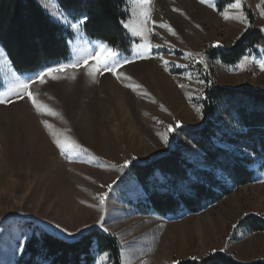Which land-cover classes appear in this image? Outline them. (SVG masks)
Instances as JSON below:
<instances>
[{
    "label": "rangeland",
    "instance_id": "374dc122",
    "mask_svg": "<svg viewBox=\"0 0 264 264\" xmlns=\"http://www.w3.org/2000/svg\"><path fill=\"white\" fill-rule=\"evenodd\" d=\"M37 1L73 35L69 59L47 68L70 63L84 50L95 51L103 44L89 39L82 27L72 29L69 24L74 20L69 17L67 22H61L66 14L57 0ZM212 2L215 10L199 0H152L151 19L156 23L148 24L145 35L151 44L160 47L150 49V58L132 59L136 45L143 41L127 29L137 42L130 56L117 51L118 58L132 60L117 69L122 79L129 78L123 83L110 72H97L93 82L83 65L53 73L61 76L59 80L48 76L43 84L36 81L30 91L38 103L46 104L57 116L38 113L27 96H13L12 102L0 104V264H18L37 228L67 240L73 239L67 236L68 232L80 238L93 229L111 235L119 243L121 264H179L215 253L240 263L264 262V231L254 233L239 226L249 216L264 221V169L259 170L260 158L253 157L250 165L255 181L233 188L230 194L195 214L160 216L142 210L138 203L145 192L130 172L133 163L148 162L175 148H180L195 164L210 168L182 132L204 124L207 83L234 90H264V71L259 68L264 49L257 55H246L248 63L244 69L238 65L245 57L234 66L207 59L208 50L229 49L251 29L264 33V16L258 7L264 6L262 0H243L241 10L247 25L225 21L218 14L225 10L238 14L229 8L234 0ZM174 8L179 11H173ZM128 13L127 21L131 19L130 3ZM160 23H167L176 35L159 27ZM188 53L194 55L189 57ZM4 55L7 63L0 62V93L7 90L12 72L27 80L47 69L21 74L5 52ZM201 59L204 63H200ZM164 61L168 62L167 71ZM125 84L140 87L134 91ZM196 108L200 109L199 114ZM217 119L228 128L227 123H222L223 117ZM44 121L52 128L46 129ZM169 126L172 131L167 132L165 144L158 133L165 134ZM53 134L61 140H75L91 156L79 152L62 156ZM125 161H129L128 167L123 173L117 171ZM105 192L108 195L101 211L95 197ZM183 230L192 244L188 253L180 254L175 248ZM94 264L112 262L108 253H95Z\"/></svg>",
    "mask_w": 264,
    "mask_h": 264
},
{
    "label": "trees",
    "instance_id": "16d2710c",
    "mask_svg": "<svg viewBox=\"0 0 264 264\" xmlns=\"http://www.w3.org/2000/svg\"><path fill=\"white\" fill-rule=\"evenodd\" d=\"M72 20L86 14L82 25L85 35L130 56L137 40L123 23L129 18V0H57ZM72 33L55 22L37 0H0V45L13 68L21 74L36 73L70 57ZM264 49V33L251 29L229 49L213 48L207 59L227 66L238 64L246 55ZM1 85V77H0ZM204 124L185 129L210 168L188 158L180 148L145 163H133L131 174L145 195L138 205L146 212L176 216L199 213L231 193L233 188L255 181L250 167L253 157L262 160L264 169V90L250 87L227 89L208 82L205 88ZM227 123V129L220 125ZM250 232H263L264 221L249 216L239 224ZM95 253H108L112 264H121L116 238L96 229L77 242L65 240L35 229L25 245L18 264H94ZM179 264H264L240 263L223 253Z\"/></svg>",
    "mask_w": 264,
    "mask_h": 264
},
{
    "label": "snow or ice",
    "instance_id": "6c2138e0",
    "mask_svg": "<svg viewBox=\"0 0 264 264\" xmlns=\"http://www.w3.org/2000/svg\"><path fill=\"white\" fill-rule=\"evenodd\" d=\"M201 4H206L208 7L213 8L215 10V4L212 2V0H199ZM47 3H51V0H47ZM130 6H131V19L127 22L123 23L124 28L128 29L131 32V35L134 37H140L143 42L136 45V55L132 59H147L150 58V49L153 47H160V45H153L148 41V37L145 35L146 32L149 31L148 24L156 23L155 21H152L151 14L153 11V8L151 7L152 0H129ZM262 5H264V0H262ZM243 7V0H234V2L229 3V8L237 10L238 14L232 15L229 13L228 10H225L223 12H219L223 19L225 21L228 20H236L241 24L247 25V17L243 14V11L241 10ZM260 9V15L264 16V6L258 5ZM173 11H179L178 9H173ZM183 14V13H181ZM82 18L76 19L74 22H71L69 26L72 29L80 30L82 25L89 19V17L86 14H81ZM57 18H59V14H57ZM68 21V15L63 16V20L61 22H67ZM159 27L166 29L170 34L176 35L174 30L167 24V23H160ZM199 27V26H197ZM219 46V45H216ZM189 57H192L194 54L188 53ZM201 55L202 54H196ZM119 53L109 46L105 44H100L97 46V50H84L83 54L79 56L77 59L70 63H62L58 64L57 67H50L47 68L45 71L39 73L38 76L29 78L27 80L20 79L19 76L15 74V72L11 73V80L8 83L7 90L3 93H0V104H7L12 102L11 98L13 96L17 98H23L24 96H27L28 99L32 102L33 106L35 107L36 111L38 113H46L51 116H57L58 113L54 112L51 108H49L46 104L38 103L33 92L30 91V86L36 81H39L41 84L45 83V77L50 76L52 80H59L61 79V76L59 75H53V73H61L65 69H78L82 65L85 66V72L86 74L95 82L96 80V74L97 72H110L113 76H115L118 80H121L123 83L124 80L129 79L128 77L121 78V74L117 73V69L122 67L123 65L127 63H131L132 60L129 59H120ZM91 61V63H90ZM0 62L7 63V59L4 55V49L0 47ZM200 63H204V60L201 59ZM248 63V57H245L244 60L238 65L241 69H244ZM164 67L165 70H168V62L164 61ZM259 68L261 71H264V59H262L259 63ZM75 78L74 76L72 77ZM125 87L132 88L134 91L140 87V85H132V84H125ZM183 87V85H181ZM165 110L166 109H163ZM197 113H200V109L196 108ZM46 129H51L52 125L47 123L46 121L43 122ZM158 123H163L162 121H158ZM179 125L177 124V127ZM172 131V126H169L166 130V133L160 135V139L167 144L168 143V137L167 132ZM54 135V134H53ZM54 143L56 144L57 148L60 151V154L62 156H67L71 152H79L82 154L90 155L89 150L85 147H83L81 144L77 143L75 140L70 138H65L63 140L56 138L54 135ZM92 159H96L94 156ZM134 159V158H133ZM129 161H125V163L121 166L117 167V171L123 173L124 169L128 167ZM115 167V166H114ZM109 191L111 190V185L108 186ZM108 193H102L98 197H95V199L99 200V206L101 211L104 210V205L106 202V197ZM247 215V214H245ZM38 223V222H34ZM41 229H44V225H39ZM101 227H103V223L101 222ZM233 227H236V225H233ZM56 228H60V225H56ZM61 232H65L66 229H60ZM104 231L107 232L108 229L105 227ZM59 237V234H57ZM68 237H73L72 240H67L66 237H59L61 239H64L67 243H75L78 241L79 238L74 237V234L71 232L67 233ZM223 250V249H222ZM128 264H131L129 261ZM178 264V262H177Z\"/></svg>",
    "mask_w": 264,
    "mask_h": 264
},
{
    "label": "bare ground",
    "instance_id": "6f19581e",
    "mask_svg": "<svg viewBox=\"0 0 264 264\" xmlns=\"http://www.w3.org/2000/svg\"><path fill=\"white\" fill-rule=\"evenodd\" d=\"M114 85H115V83H114ZM40 140V139H39ZM184 230H183V232H182V235H181V237L180 238H177L178 240H177V247L175 248V251L177 252V253H180V254H183V253H185V252H187L188 253V249L190 248V244H192L191 243V240H190V238L189 237H187V235H186V233H185V235H184ZM196 232V231H195ZM184 235V236H183ZM172 238V237H171ZM181 243L183 244V248H181ZM185 243H186V245H185ZM172 251V250H171Z\"/></svg>",
    "mask_w": 264,
    "mask_h": 264
}]
</instances>
